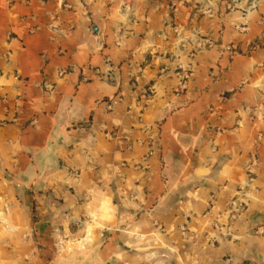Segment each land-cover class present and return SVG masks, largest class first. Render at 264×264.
<instances>
[{"label": "crops", "instance_id": "crops-1", "mask_svg": "<svg viewBox=\"0 0 264 264\" xmlns=\"http://www.w3.org/2000/svg\"><path fill=\"white\" fill-rule=\"evenodd\" d=\"M227 4L0 0V264H264V17Z\"/></svg>", "mask_w": 264, "mask_h": 264}, {"label": "rangeland", "instance_id": "rangeland-1", "mask_svg": "<svg viewBox=\"0 0 264 264\" xmlns=\"http://www.w3.org/2000/svg\"><path fill=\"white\" fill-rule=\"evenodd\" d=\"M219 3L227 2L230 7L227 9L228 12L241 11L244 13H249L255 11L257 7V12L264 17V0H218ZM241 7V8H240ZM260 43H258L259 45ZM67 243L73 244L76 239L70 236L65 237ZM60 243V242H59ZM61 244V243H60Z\"/></svg>", "mask_w": 264, "mask_h": 264}, {"label": "built area", "instance_id": "built-area-1", "mask_svg": "<svg viewBox=\"0 0 264 264\" xmlns=\"http://www.w3.org/2000/svg\"><path fill=\"white\" fill-rule=\"evenodd\" d=\"M243 208V203L237 204L236 205V209L233 213V217L236 216V214L241 211V209ZM74 223L78 226H81L84 223V219H80V220H75Z\"/></svg>", "mask_w": 264, "mask_h": 264}]
</instances>
